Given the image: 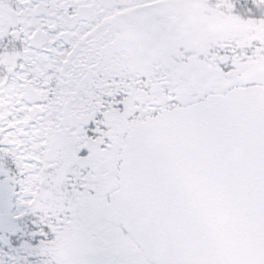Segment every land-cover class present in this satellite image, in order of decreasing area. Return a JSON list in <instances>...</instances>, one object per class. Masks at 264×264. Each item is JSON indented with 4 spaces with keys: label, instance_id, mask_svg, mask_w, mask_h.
<instances>
[{
    "label": "snow or ice",
    "instance_id": "6c2138e0",
    "mask_svg": "<svg viewBox=\"0 0 264 264\" xmlns=\"http://www.w3.org/2000/svg\"><path fill=\"white\" fill-rule=\"evenodd\" d=\"M0 264H264V0H0Z\"/></svg>",
    "mask_w": 264,
    "mask_h": 264
}]
</instances>
